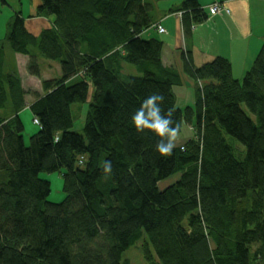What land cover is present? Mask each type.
<instances>
[{"label":"trees","instance_id":"trees-1","mask_svg":"<svg viewBox=\"0 0 264 264\" xmlns=\"http://www.w3.org/2000/svg\"><path fill=\"white\" fill-rule=\"evenodd\" d=\"M153 6L42 0L32 17L50 24L39 34L14 14L0 42V264H123L144 233L148 264H264V42L243 80L225 57L197 66L183 51L197 96L180 108L184 79L163 63L164 42L144 36L159 24ZM173 11L186 37L209 18L197 0ZM7 48L28 56L38 77L41 57L61 63V76L42 79L30 105L40 128L29 144L21 113L30 92L16 68L6 69ZM127 64L140 73H127ZM92 85L80 134L73 105L87 101ZM153 93L180 126L167 157L155 150L157 137L130 123ZM63 168L66 196L52 202L51 182L40 174Z\"/></svg>","mask_w":264,"mask_h":264},{"label":"crops","instance_id":"crops-1","mask_svg":"<svg viewBox=\"0 0 264 264\" xmlns=\"http://www.w3.org/2000/svg\"><path fill=\"white\" fill-rule=\"evenodd\" d=\"M153 3L152 12L155 22L165 28L160 34L154 28L147 30V38L165 35L159 38L164 42L162 60L167 66L176 68L184 79V84L176 88L178 106L184 108L194 105L196 101V82L186 73L183 51H190L194 65H201L216 57H225L232 63L233 76L242 80L253 65L264 42V0H197L209 15L208 20L197 24L191 36L186 37L182 26V14L172 12L185 0H148ZM222 3L229 12L212 15L210 6ZM37 6L41 3L36 0ZM36 6V7H37ZM27 26L34 34H39L49 26L45 17L35 16L26 20ZM15 55H26L15 53ZM29 61V59H27ZM42 74V72H41ZM179 92H178V91ZM180 93V94H179ZM27 96H30L27 94ZM181 97L182 101H179ZM26 99L27 107L34 102ZM185 139V138H181Z\"/></svg>","mask_w":264,"mask_h":264},{"label":"rangeland","instance_id":"rangeland-1","mask_svg":"<svg viewBox=\"0 0 264 264\" xmlns=\"http://www.w3.org/2000/svg\"><path fill=\"white\" fill-rule=\"evenodd\" d=\"M42 1V0H40ZM36 0H7V3H0V42H5L6 34L9 28V23L13 20V16L16 12H21L23 17L27 20H31L37 10ZM225 7V6H224ZM227 8V7H225ZM223 12H229L223 10ZM28 24V28L31 30ZM152 35L157 36V38L165 37V35H158L155 31L151 32ZM29 57H24L22 55H15L9 48H7L6 53V69L13 70L16 68L18 71L23 86L30 96H26L27 101L35 97V94L42 93V79L56 78L61 76V63L59 61L48 60L44 57L39 59L40 71L42 74L38 77L31 74L30 68L28 66ZM125 71L129 74L138 75L140 72L133 65H126ZM40 72V73H41ZM81 80L80 76L74 77L70 83L74 84ZM243 80V79H242ZM178 91V90H177ZM179 92V91H178ZM180 94V93H179ZM94 96V87H90L88 99L86 102L81 104L73 105L74 112V127L73 131L83 134L84 126L86 122V117L89 111L90 103L93 100ZM181 100V97L179 99ZM21 118L25 126L24 137L26 143H30V138L33 134L38 132L40 126L34 123V116L30 110V107H26L22 113ZM188 126L184 125L183 133L181 136L188 137L190 132L187 131ZM66 169H61L60 171L54 173L42 172L40 176L44 179H47L51 182V193L48 197V200L52 202H61L64 200L66 194L63 191L64 185V174ZM146 240V234L137 241L136 244L128 248L122 255V263L130 264H148L144 254H143V244Z\"/></svg>","mask_w":264,"mask_h":264},{"label":"clouds","instance_id":"clouds-1","mask_svg":"<svg viewBox=\"0 0 264 264\" xmlns=\"http://www.w3.org/2000/svg\"><path fill=\"white\" fill-rule=\"evenodd\" d=\"M164 97L158 93H153L143 99L139 108L131 116V126L137 134L155 136L159 142L155 150L161 157L170 156L173 150L179 145L177 137L180 126L174 124L172 113H164L161 104ZM105 176L112 173V162L105 160L103 164Z\"/></svg>","mask_w":264,"mask_h":264},{"label":"built area","instance_id":"built-area-1","mask_svg":"<svg viewBox=\"0 0 264 264\" xmlns=\"http://www.w3.org/2000/svg\"><path fill=\"white\" fill-rule=\"evenodd\" d=\"M223 10L229 11L228 8H225L224 5L222 3H219V2H215L210 6V13L212 15L220 14ZM156 27L160 33L165 32V28L160 23L157 24ZM34 123L39 124V120L37 118H34Z\"/></svg>","mask_w":264,"mask_h":264}]
</instances>
